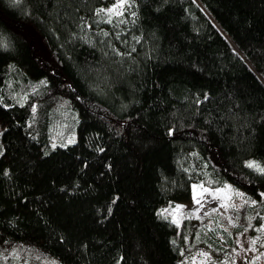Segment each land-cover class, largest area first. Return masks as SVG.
I'll list each match as a JSON object with an SVG mask.
<instances>
[{
  "label": "trees",
  "instance_id": "1",
  "mask_svg": "<svg viewBox=\"0 0 264 264\" xmlns=\"http://www.w3.org/2000/svg\"><path fill=\"white\" fill-rule=\"evenodd\" d=\"M115 1L0 0V264H232L163 209L264 214V0Z\"/></svg>",
  "mask_w": 264,
  "mask_h": 264
},
{
  "label": "rangeland",
  "instance_id": "2",
  "mask_svg": "<svg viewBox=\"0 0 264 264\" xmlns=\"http://www.w3.org/2000/svg\"><path fill=\"white\" fill-rule=\"evenodd\" d=\"M120 2L116 0L104 14L109 17L120 15L128 4L127 0L123 8L109 11ZM260 211L258 203L249 201L230 185L205 181L195 186L191 201L164 208L163 214L172 219L180 235L189 226L200 235L201 231L212 233L211 239L224 249L226 261L232 264H264V214L256 221L261 216ZM180 239L183 241L184 260L189 259L191 264L209 261L210 250L214 249L211 243L208 248L205 243L197 244L192 235L180 236ZM10 264H28V261L15 257Z\"/></svg>",
  "mask_w": 264,
  "mask_h": 264
},
{
  "label": "snow or ice",
  "instance_id": "3",
  "mask_svg": "<svg viewBox=\"0 0 264 264\" xmlns=\"http://www.w3.org/2000/svg\"><path fill=\"white\" fill-rule=\"evenodd\" d=\"M124 3L125 0H121V2L113 9H110L109 11H117V9L123 8L124 7ZM249 167H255L257 168L258 171H260L261 173H264V168H260L258 165H253V164H249Z\"/></svg>",
  "mask_w": 264,
  "mask_h": 264
}]
</instances>
